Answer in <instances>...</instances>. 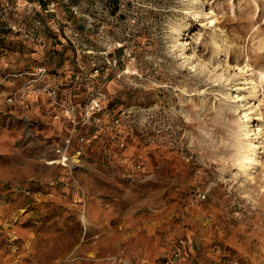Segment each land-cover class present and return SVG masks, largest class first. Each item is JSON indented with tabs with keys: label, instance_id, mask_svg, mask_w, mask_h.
Here are the masks:
<instances>
[{
	"label": "rangeland",
	"instance_id": "374dc122",
	"mask_svg": "<svg viewBox=\"0 0 264 264\" xmlns=\"http://www.w3.org/2000/svg\"><path fill=\"white\" fill-rule=\"evenodd\" d=\"M47 2L0 0V66L36 79L0 105V264H264V0ZM32 90L49 118L12 115Z\"/></svg>",
	"mask_w": 264,
	"mask_h": 264
},
{
	"label": "crops",
	"instance_id": "0c3cea01",
	"mask_svg": "<svg viewBox=\"0 0 264 264\" xmlns=\"http://www.w3.org/2000/svg\"><path fill=\"white\" fill-rule=\"evenodd\" d=\"M6 61H1L2 64H4ZM5 67L3 68L2 65L0 66V74H4V73H8L5 71ZM8 71H16V70H8ZM1 75V77H2ZM22 74H20L19 76L21 77ZM19 76H16V77H9V80L7 81H4L3 82V86L1 87L0 89V105L1 107H5L6 104V99L8 98V94L10 92H12L14 89H16L17 87H19L20 85L24 84L26 81L30 80V79H33V78H29L28 79V76H22L21 78ZM0 77V78H1ZM28 79V80H26ZM37 84H39L37 82ZM33 86H35L34 84H32ZM34 90H32L30 92L31 96L29 95L26 100H21V99H18L17 101H15L13 104H15L14 108H15V111L12 113V115H15L18 113V110L20 113H23L24 114H28L30 116H34V115H38L41 116L42 118L48 116L49 118V115L46 114L47 112V109H49V104L47 103V100L45 99L46 97L44 98H41L39 102H37V98L33 95V92ZM8 100V99H7ZM26 102L25 104V107H21V105H23V103ZM8 105H12V104H8ZM20 105V106H19ZM17 109V110H16ZM26 114V115H27ZM42 114V115H41ZM18 115V114H17ZM40 118V117H39ZM49 120V119H48ZM36 122H39L38 119H35ZM40 125L43 126V129H44V133H47L49 131H51L53 128L55 131H58L57 135L53 137L52 140H44L43 141V144L44 145H49V143L54 144L53 142L56 141L58 143H61L63 141V138L69 134V126L67 124L64 123V121L62 120H53L52 122L48 121L47 123H43V122H39ZM87 131V130H86ZM85 131V133H86ZM88 134V133H86ZM53 135V134H52ZM52 135H48V136H52ZM93 135V133H92ZM97 135H95L94 133V138H98ZM41 143V142H40ZM91 145V144H90ZM97 145L100 146V148L102 149V147H104V150H106L105 148V145L104 143L101 141L100 143H97ZM93 151L94 150H97V146L96 147H93ZM49 156H53L52 154H50ZM60 160H52V161H49L48 163L49 164H53V163H56ZM84 161V160H83ZM90 160H88V158H86V160L83 162L85 165L89 166L88 162ZM92 166H94L95 168H93ZM97 167L99 168L98 165H93L91 164V168L92 169H97ZM103 168L105 170H107L108 168H106L104 165H103ZM109 174H105V177L101 176L100 175L98 176V180H107V178L109 177L108 176ZM82 176L83 175H79L78 176V186L81 187V181H82ZM109 180H112L113 181V176L110 177ZM108 180V181H109ZM111 181V182H112ZM77 185L75 184V187ZM116 198L115 195L113 194H108V193H103L97 189H92V192H90L89 194H85L82 193V191L79 190V188L77 189V187L74 189L73 191V194L71 195H66L64 197L65 201H64V204H67V205H70V206H75V208H80V209H84L83 211L86 212L87 210L86 209H98L100 211V214H103V212L107 213L105 211V209H120L119 206L117 207V203L116 201H114V199ZM121 199L125 200V195H123V193H120V197ZM155 198V196L153 195L152 198H151V201H153ZM138 205H135V206H129V207H126L128 209H136L135 207H137ZM113 214V213H112ZM108 221H109V218H106ZM118 219H121L120 217H118L117 215L114 216V221H117ZM123 220V219H122ZM94 225V223H92ZM92 225V226H93ZM137 260L141 261L142 264H150V262L152 261V258H150V255H146V256H138V258H136Z\"/></svg>",
	"mask_w": 264,
	"mask_h": 264
},
{
	"label": "bare ground",
	"instance_id": "6f19581e",
	"mask_svg": "<svg viewBox=\"0 0 264 264\" xmlns=\"http://www.w3.org/2000/svg\"><path fill=\"white\" fill-rule=\"evenodd\" d=\"M256 147L257 145L250 141L247 145V150L241 156V169L247 175H251V169L260 164Z\"/></svg>",
	"mask_w": 264,
	"mask_h": 264
},
{
	"label": "built area",
	"instance_id": "2783aa9c",
	"mask_svg": "<svg viewBox=\"0 0 264 264\" xmlns=\"http://www.w3.org/2000/svg\"><path fill=\"white\" fill-rule=\"evenodd\" d=\"M41 70L43 68H40ZM45 70V69H44ZM11 74L12 73H9V74H5L4 76H2L0 78V89L1 87L3 86V82L6 80V78H9L11 77ZM21 73H16V76H19ZM32 80H36V79H32ZM30 87V81L28 83H24L22 84L19 88H17L16 90H14L13 92H11V94L9 95L10 97L8 98V100L10 102H12L14 100V97H16L17 95H20L19 93H27L28 91L31 90V87ZM72 144V137H67L64 142L62 143V147H58L57 150L58 151H67L69 149V147L71 146ZM65 159V158H64ZM176 255H178V253H176Z\"/></svg>",
	"mask_w": 264,
	"mask_h": 264
},
{
	"label": "trees",
	"instance_id": "16d2710c",
	"mask_svg": "<svg viewBox=\"0 0 264 264\" xmlns=\"http://www.w3.org/2000/svg\"><path fill=\"white\" fill-rule=\"evenodd\" d=\"M39 2H40L43 6L48 5L47 0H46V1H44V0H39ZM113 12H115V10H114Z\"/></svg>",
	"mask_w": 264,
	"mask_h": 264
}]
</instances>
